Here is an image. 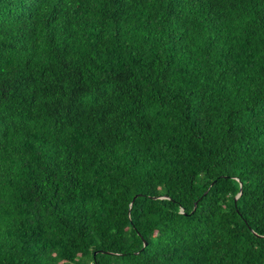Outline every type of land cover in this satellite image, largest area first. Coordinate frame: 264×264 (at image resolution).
I'll return each instance as SVG.
<instances>
[{
	"label": "trees",
	"instance_id": "obj_1",
	"mask_svg": "<svg viewBox=\"0 0 264 264\" xmlns=\"http://www.w3.org/2000/svg\"><path fill=\"white\" fill-rule=\"evenodd\" d=\"M0 264H264V0H0Z\"/></svg>",
	"mask_w": 264,
	"mask_h": 264
},
{
	"label": "water",
	"instance_id": "obj_2",
	"mask_svg": "<svg viewBox=\"0 0 264 264\" xmlns=\"http://www.w3.org/2000/svg\"><path fill=\"white\" fill-rule=\"evenodd\" d=\"M144 245H146V242H144Z\"/></svg>",
	"mask_w": 264,
	"mask_h": 264
}]
</instances>
